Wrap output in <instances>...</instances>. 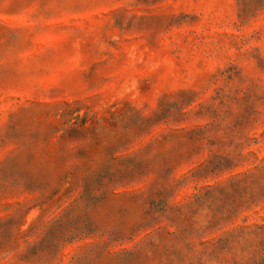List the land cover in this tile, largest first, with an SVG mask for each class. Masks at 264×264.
<instances>
[{
	"label": "rangeland",
	"instance_id": "1",
	"mask_svg": "<svg viewBox=\"0 0 264 264\" xmlns=\"http://www.w3.org/2000/svg\"><path fill=\"white\" fill-rule=\"evenodd\" d=\"M0 264H264V0H0Z\"/></svg>",
	"mask_w": 264,
	"mask_h": 264
}]
</instances>
